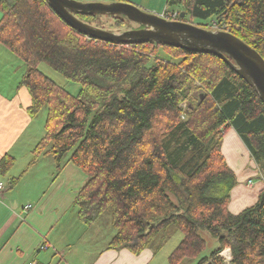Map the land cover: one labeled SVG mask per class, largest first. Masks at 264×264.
<instances>
[{
  "label": "trees",
  "instance_id": "trees-1",
  "mask_svg": "<svg viewBox=\"0 0 264 264\" xmlns=\"http://www.w3.org/2000/svg\"><path fill=\"white\" fill-rule=\"evenodd\" d=\"M0 12V44L27 69L21 86L31 97L28 114L35 119L48 111L28 167L47 151L61 168L71 153L69 161L88 176L74 202L83 224L94 225L112 208V249L158 255L174 227L183 238L169 264H264V189L240 213L229 209L238 184L222 152L230 129L264 180V104L234 69L212 54L91 39L46 0H0ZM175 13L232 33L264 58V0H168L165 15ZM97 16L78 18L92 25ZM110 17L116 27L128 20ZM159 47L170 60L158 57ZM42 63L79 83L80 92L72 95L46 77ZM14 162L4 156L0 174ZM204 233L218 246L202 257ZM226 249L229 263L221 256Z\"/></svg>",
  "mask_w": 264,
  "mask_h": 264
},
{
  "label": "crops",
  "instance_id": "crops-1",
  "mask_svg": "<svg viewBox=\"0 0 264 264\" xmlns=\"http://www.w3.org/2000/svg\"><path fill=\"white\" fill-rule=\"evenodd\" d=\"M166 6L167 2L161 16ZM4 48L0 44V161L10 155L15 162L6 175L0 174V183L4 184L0 192V264H152L156 256L152 249L141 254L129 249H112L111 241L101 242L99 222L87 226L79 220L74 202L88 176L69 158L59 168L55 157L44 151L28 167L34 158V149L45 135V124L44 128L35 124L37 117L31 119L28 114L31 97L21 86L27 71L24 63L13 58L17 56L9 50L6 51L11 56L7 57ZM6 62L16 65V80L4 78L2 66ZM222 152L238 184L240 180H247V188L255 195L251 199L256 202L264 189V180L235 129L224 135ZM13 178L18 181L12 187ZM237 188L229 204L233 214H238L232 211L233 207L241 209L236 200L245 197L243 191L236 196ZM29 205L31 208L27 209ZM114 236L112 233V239Z\"/></svg>",
  "mask_w": 264,
  "mask_h": 264
},
{
  "label": "water",
  "instance_id": "water-1",
  "mask_svg": "<svg viewBox=\"0 0 264 264\" xmlns=\"http://www.w3.org/2000/svg\"><path fill=\"white\" fill-rule=\"evenodd\" d=\"M64 22L79 33L118 45L155 43L189 53L216 55L226 62L259 95L264 104V58L252 47L226 31H211L184 21L148 13L131 3L46 0ZM124 16L139 29L110 32L84 22L78 16Z\"/></svg>",
  "mask_w": 264,
  "mask_h": 264
},
{
  "label": "rangeland",
  "instance_id": "rangeland-1",
  "mask_svg": "<svg viewBox=\"0 0 264 264\" xmlns=\"http://www.w3.org/2000/svg\"><path fill=\"white\" fill-rule=\"evenodd\" d=\"M82 1L83 2H100V3H111V2L131 3V4L138 6L143 11H146L148 13L158 14V15L161 14L160 12L163 10V8L165 7V3L167 2V0H158V1H156V0H115V1L114 0H82ZM175 9H176V12H178L179 10L181 11L180 7L175 8ZM1 16L2 15L0 12V19H1ZM184 21L187 23L197 25V26H199V23H203V21L198 20V19L191 20L189 16ZM90 22L93 23L92 25L95 27H100V28L103 27V29L110 31V32H115V33H121V32L127 31V30L137 28V25L135 23L129 22L128 20L123 21L124 25L122 27H116L117 20L111 18L108 15H98L96 18L93 19V21L91 20ZM208 23H207V25H209ZM199 27L205 28V29H208L211 31H215L214 29L208 28V26H206V27L205 26H199ZM3 50H4V52H6V54L9 55L7 57L11 56L10 55L11 53L10 54L7 53V51H6L7 49L4 48ZM157 55H158V57L165 59V60L171 59V54L167 50H165V48H163V47L158 48ZM13 58H18V57H13ZM11 60H12V62L15 61L12 58H11ZM16 60H20V59H16ZM178 61H180V60H174V62H178ZM39 69L41 70V72L46 77L51 79L58 86L67 90L72 95H77L80 92L81 85L79 83H74V82L68 81L63 75L56 72L54 69H52L46 63L40 64ZM16 70H17V67L15 64H10V63L6 62L5 65L2 66V71H3L2 74H3L4 78L7 80H16L17 79V75L15 74ZM47 116H48L47 108H44L40 112L38 117L36 118L35 124L44 128V124H45V120L47 119ZM70 155H71V153H68L65 156V160H67V158H69ZM263 167H264V164H263ZM257 169H259L258 165H257ZM257 180H258V178L256 176H254V181H257ZM246 183H247V180H240V183L237 184L238 188H237V191L235 193L236 196H237L239 191H243L245 194V197L242 196V198H243L242 200H236L237 202H240V208L241 209L238 210V208H237L238 206L233 207L235 209V210H232L234 213H239V211H242L245 208L250 207L251 205H253L255 203V202H253L254 200L251 199V198H255V195L252 193V191L251 192L249 191ZM246 195H247V197H246ZM236 211H238V212H236ZM112 212H113L112 208H109L103 214V216L100 218V220L98 221L100 224L99 228L101 230V234L103 235L101 242L103 241L104 244H108L111 241L112 233H114V235L116 234V229L113 227V224H112V217H113ZM203 237L207 241L208 247L205 250V252L202 254V257L209 256L212 253V251L218 246L217 241L214 240L212 237H210L208 234L204 233ZM182 238H183L182 232L177 230L176 228L172 227L169 230V239H168L167 243L165 244V246L163 247L161 252L158 255L154 256L152 264H169V256L173 252V250L177 247V245L180 243ZM227 251H229V250H227ZM196 263H197V260H195V259H185L181 264H196Z\"/></svg>",
  "mask_w": 264,
  "mask_h": 264
},
{
  "label": "built area",
  "instance_id": "built-area-1",
  "mask_svg": "<svg viewBox=\"0 0 264 264\" xmlns=\"http://www.w3.org/2000/svg\"><path fill=\"white\" fill-rule=\"evenodd\" d=\"M163 16L166 17L165 14H163ZM176 16H177V13L173 14L171 16L172 17L171 19L176 20ZM3 188H4V184L0 183V192L2 191ZM30 208H31V205L27 206V209H30ZM227 250H229V249H226L225 250L226 252L225 251L222 252L221 256H223L226 259V261L229 263L231 260V255H230V251H227Z\"/></svg>",
  "mask_w": 264,
  "mask_h": 264
},
{
  "label": "flooded vegetation",
  "instance_id": "flooded-vegetation-1",
  "mask_svg": "<svg viewBox=\"0 0 264 264\" xmlns=\"http://www.w3.org/2000/svg\"><path fill=\"white\" fill-rule=\"evenodd\" d=\"M139 28H141V27H139V26L137 25V28H135V29H139Z\"/></svg>",
  "mask_w": 264,
  "mask_h": 264
}]
</instances>
